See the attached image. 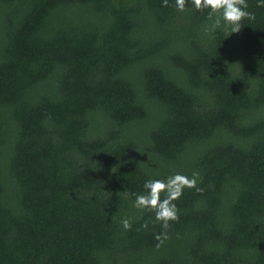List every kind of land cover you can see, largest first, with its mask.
<instances>
[{"label":"trees","instance_id":"obj_1","mask_svg":"<svg viewBox=\"0 0 264 264\" xmlns=\"http://www.w3.org/2000/svg\"><path fill=\"white\" fill-rule=\"evenodd\" d=\"M247 3L231 34L191 0H0V264H264V7ZM194 172L157 248L136 196Z\"/></svg>","mask_w":264,"mask_h":264},{"label":"clouds","instance_id":"obj_2","mask_svg":"<svg viewBox=\"0 0 264 264\" xmlns=\"http://www.w3.org/2000/svg\"><path fill=\"white\" fill-rule=\"evenodd\" d=\"M187 0H175L177 9L181 12L185 11ZM192 5L198 11L209 9L208 18L212 19L215 15L216 19L213 28L221 26V20L226 25L231 26V34L239 33L242 29L241 22L244 19L254 20V13L246 11L249 7L247 0H191ZM164 6H168V0H163ZM257 7H264V0H258ZM199 173L194 172L192 178L182 174L171 175L167 180H149L144 184L146 194L136 196L134 207L138 210L150 211L155 213V220L161 224L163 232L155 235L157 248L169 238L168 228L170 223L179 220L178 209L174 201L183 195L185 188H197V180ZM197 191L202 189L197 188ZM164 198L161 199V194ZM123 227L127 230L131 228V223L127 218L121 221ZM142 227L148 229V223L145 222Z\"/></svg>","mask_w":264,"mask_h":264}]
</instances>
